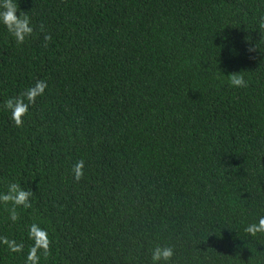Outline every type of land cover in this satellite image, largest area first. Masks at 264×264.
I'll list each match as a JSON object with an SVG mask.
<instances>
[{
    "label": "trees",
    "instance_id": "obj_1",
    "mask_svg": "<svg viewBox=\"0 0 264 264\" xmlns=\"http://www.w3.org/2000/svg\"><path fill=\"white\" fill-rule=\"evenodd\" d=\"M33 35L0 24V264H264V0H17ZM19 15V13H17ZM51 37L47 42L44 37ZM238 74L244 87H234ZM46 80L17 126L6 101ZM83 160L79 182L73 165Z\"/></svg>",
    "mask_w": 264,
    "mask_h": 264
},
{
    "label": "clouds",
    "instance_id": "obj_2",
    "mask_svg": "<svg viewBox=\"0 0 264 264\" xmlns=\"http://www.w3.org/2000/svg\"><path fill=\"white\" fill-rule=\"evenodd\" d=\"M19 13V15H17ZM0 24L13 36L18 44H23L33 35L34 29L29 13L20 10L17 0H0ZM45 41L51 39L45 35ZM234 87H244L245 81L238 74L230 76ZM49 85L46 80L39 79L18 96L9 98L5 107L11 114V119L17 126L22 125L23 118L29 112L30 106L34 105L38 98L44 96ZM85 162L80 160L72 167V175L79 182L84 175ZM33 192L25 189L19 183H9L6 191H0V205H9L8 216L13 222L19 220V210L29 209L32 206ZM245 231L255 236L264 233V216L258 222L249 224ZM28 239L32 242L24 264H40L41 255L47 256L50 251L51 240L46 228L37 222L28 226ZM0 246L6 247L11 253H22L24 244L7 236H0ZM175 255V249L171 246H156L152 249L151 264H170Z\"/></svg>",
    "mask_w": 264,
    "mask_h": 264
}]
</instances>
